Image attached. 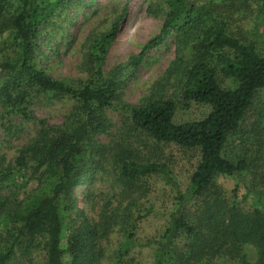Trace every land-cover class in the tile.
<instances>
[{
  "label": "rangeland",
  "instance_id": "rangeland-1",
  "mask_svg": "<svg viewBox=\"0 0 264 264\" xmlns=\"http://www.w3.org/2000/svg\"><path fill=\"white\" fill-rule=\"evenodd\" d=\"M188 1L204 10L218 2ZM46 4L39 1L35 6ZM218 5H223L224 10L213 14L214 19L206 18L207 25L225 23L230 35L253 44L256 52L264 57V3L225 0ZM52 9L55 11L52 22L42 29L37 40L40 49L37 63L52 80L72 88H82L89 81L101 85L112 70L125 67L132 58L139 57L142 48L160 34L169 10L168 0H64ZM111 31H114L113 40L102 57L97 43L110 36ZM1 40L0 64L19 59L17 44L6 35ZM193 40L194 37L189 44ZM185 47L188 48L171 31L144 54L136 70L130 69L120 80L117 97L98 112L104 131L90 135L75 159L71 182L59 200L61 246L66 248L67 241L77 231L95 229L98 238L94 242V260L86 259L88 263L82 264H155L160 243L161 250L169 251L174 257L189 252L197 243L175 234L174 240L168 243L171 236L165 231L172 216L182 212L194 223L196 218L205 217L211 207L217 220H222L225 214L216 212L221 208L215 210L212 206L217 199L222 206L234 201L243 214L264 204V89L255 95L240 130L230 137L224 151L230 161L245 159L247 171L237 177L217 176L214 185L219 198L212 194L205 200L206 206L203 199H186L180 204L175 192V187L181 193L188 187L199 160L198 151L155 143L133 126L132 110L148 99L172 101L176 124L199 121L209 113L208 106L186 104L183 99L184 81L177 67H184L193 58ZM220 53L225 52L213 53L208 65L215 70L220 88L234 89L236 83L222 75L216 62ZM7 81L3 77L0 86ZM26 101L21 105L15 98L12 103L0 102V200L11 203H25L35 195H51L60 174L37 167L28 156L21 157L23 147L36 139L45 126L56 132L63 131L73 126L76 119H84L79 103L71 96L39 95ZM21 111H26L30 118H23ZM124 161L164 166L175 186L157 173L129 182L120 174ZM17 227L10 218L1 215L0 253L8 247ZM45 243L43 236L33 242L21 239L14 246L8 264H46ZM242 254L249 264H254L258 257L256 248L248 244L242 247ZM210 257L208 253L201 258V263ZM209 264L239 262L221 253L214 255Z\"/></svg>",
  "mask_w": 264,
  "mask_h": 264
},
{
  "label": "trees",
  "instance_id": "trees-1",
  "mask_svg": "<svg viewBox=\"0 0 264 264\" xmlns=\"http://www.w3.org/2000/svg\"><path fill=\"white\" fill-rule=\"evenodd\" d=\"M39 1L47 4L44 7L35 6ZM63 1L0 0V43L2 36L6 35L17 44L20 51L19 59L0 64V80L8 78L0 86V102L12 103L15 98L21 105L27 103L26 99L31 96L67 95L77 100L84 115V119H76L67 130L56 132L54 128L43 127L39 136L20 151L21 157L28 156L37 167L60 174L51 195H35L25 203L0 200V217H8L18 226L16 234L8 241V247L0 253V264L9 263L14 246L20 244L21 239L28 238L33 242L40 236L46 238V264H82L88 263L86 259L94 260V242L98 235L93 228L86 232L77 231L67 241V247L62 248L60 195L71 182L75 159L80 155L87 138L104 131L98 112L108 107L117 97L120 80L125 78V74L130 69L135 71L144 54L171 31L176 32L178 41L187 45L188 48H185L193 55L188 64L177 67L184 81L183 99L186 104L206 105L210 111L202 120L176 124L173 120L175 105L172 101L148 99L132 110L130 120L133 126L155 143L173 144L198 151L199 160L185 192L181 193L175 187L180 204L186 199H203L206 206V201L217 192L214 185L217 176L237 177L248 168L245 159L230 161L224 156V151L230 137L240 130L255 95L264 89V57L256 52L253 44L244 43L230 35L225 23L207 25L206 18L214 19L213 14L224 10L223 5L218 4L225 0H218L214 7L206 10L194 7L188 0H168L169 10L160 34L142 48L139 57L132 58L125 67L112 70L109 78L101 85L89 81L82 88H72L52 80L37 63L40 60L37 40L42 29L49 27L52 22L55 14L52 6ZM251 1L264 3V0ZM110 34L97 43L102 57L107 45L113 40L114 31ZM193 37V42L189 44ZM215 52H225L217 54L216 62L220 65L222 75L236 83L234 89H222L218 85L215 70L208 65ZM89 62L93 63L91 59ZM21 114L23 118H30L26 111H21ZM156 173L162 175L165 182L175 186L164 166L125 161L121 163V177L132 183L142 176ZM232 194L234 196L236 192ZM212 206L215 210L221 208L216 212L218 215L221 212L225 214L222 220H217L211 207L207 208L205 217L196 218L194 223L182 212L172 216L165 231L171 236L168 237V243L174 240V234L175 237L184 235L197 243L189 252L175 257L169 251H162L163 245L160 243L155 264H200L201 258L208 253L212 257L223 253L239 264H249L242 254V247L246 244L252 245L258 252L254 264H264V204L256 205L247 214L238 210L234 201L229 206H222V202L217 199ZM212 257L201 264H209Z\"/></svg>",
  "mask_w": 264,
  "mask_h": 264
}]
</instances>
